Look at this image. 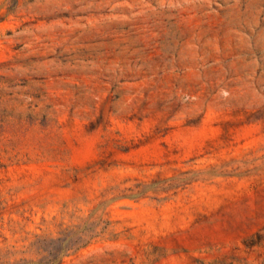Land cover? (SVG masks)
I'll return each instance as SVG.
<instances>
[{
  "label": "rangeland",
  "instance_id": "rangeland-1",
  "mask_svg": "<svg viewBox=\"0 0 264 264\" xmlns=\"http://www.w3.org/2000/svg\"><path fill=\"white\" fill-rule=\"evenodd\" d=\"M0 264H264V0H0Z\"/></svg>",
  "mask_w": 264,
  "mask_h": 264
}]
</instances>
